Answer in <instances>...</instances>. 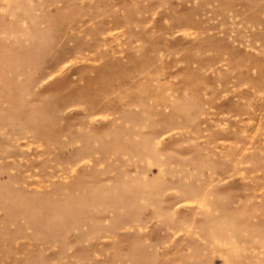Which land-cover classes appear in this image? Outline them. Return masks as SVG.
<instances>
[{
  "label": "rangeland",
  "instance_id": "374dc122",
  "mask_svg": "<svg viewBox=\"0 0 264 264\" xmlns=\"http://www.w3.org/2000/svg\"><path fill=\"white\" fill-rule=\"evenodd\" d=\"M0 264H264V0H0Z\"/></svg>",
  "mask_w": 264,
  "mask_h": 264
}]
</instances>
